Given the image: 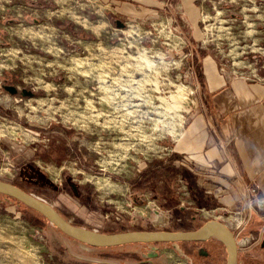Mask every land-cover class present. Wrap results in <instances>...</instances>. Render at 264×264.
<instances>
[{"label": "rangeland", "instance_id": "1", "mask_svg": "<svg viewBox=\"0 0 264 264\" xmlns=\"http://www.w3.org/2000/svg\"><path fill=\"white\" fill-rule=\"evenodd\" d=\"M235 1H220L229 7L217 15L209 8L192 29L173 0L154 12L133 0H0V179L101 232L188 230L221 218L237 242V264H264V207L237 229L234 211L218 218L195 207L175 171L185 160L175 140L204 90V56L216 77L264 80V0ZM221 15L236 19L219 23ZM3 82L33 94H10ZM164 188L185 219H175ZM151 245L81 243L0 194V264H159L142 256ZM153 245L162 264L225 262L213 240Z\"/></svg>", "mask_w": 264, "mask_h": 264}, {"label": "crops", "instance_id": "2", "mask_svg": "<svg viewBox=\"0 0 264 264\" xmlns=\"http://www.w3.org/2000/svg\"><path fill=\"white\" fill-rule=\"evenodd\" d=\"M133 1L143 11L154 12L156 7L162 5V0ZM165 1L169 3V0ZM207 1L202 5L198 0H173L174 7L182 9L180 20L192 29L209 8L211 11L216 10L217 15L218 12L221 13L218 8L229 7L227 4L225 7L223 4L218 5L222 0ZM250 16L248 14L246 17V34L255 44L257 36L254 34L255 27L252 26L255 19H250ZM215 18L219 23L236 19L233 15ZM236 36L237 32L235 52L243 53L246 50L240 48L239 37ZM204 60V90L198 97L196 110L190 115L174 143L173 150L183 154L185 158L183 163L175 166V171L181 172L190 186L195 207L213 211L218 218L228 210L250 215L245 186L251 182L257 183L258 194L264 197V80H247L238 75L229 80L216 77L213 75L215 64L211 57L206 55ZM132 195L129 194L130 197ZM160 195L167 200L177 221L184 218V212L175 207L170 190L164 188ZM194 219L196 217L192 216V220ZM218 220L228 226L223 219ZM156 258L157 263L162 264L160 252Z\"/></svg>", "mask_w": 264, "mask_h": 264}, {"label": "water", "instance_id": "3", "mask_svg": "<svg viewBox=\"0 0 264 264\" xmlns=\"http://www.w3.org/2000/svg\"><path fill=\"white\" fill-rule=\"evenodd\" d=\"M119 27L123 23L117 22ZM9 93H14L13 85H2ZM23 95H30L31 91L22 90ZM0 194L10 196L26 205L36 213L45 217L63 234L81 243L94 247H114L131 243L152 244L142 256L150 258L157 256L154 243L203 242L210 238L222 244L225 250L224 264H237V242L233 232L226 224L218 219L205 220L201 225L188 230L138 229L116 232H101L70 223L52 205L26 192L17 185L0 179Z\"/></svg>", "mask_w": 264, "mask_h": 264}, {"label": "built area", "instance_id": "4", "mask_svg": "<svg viewBox=\"0 0 264 264\" xmlns=\"http://www.w3.org/2000/svg\"><path fill=\"white\" fill-rule=\"evenodd\" d=\"M258 189L259 187L255 182H251L245 186L244 190L250 205V209L264 207V197L258 194ZM234 214L233 222L235 224V228L237 229L244 227V224H246L250 218L249 214H241L239 211H235Z\"/></svg>", "mask_w": 264, "mask_h": 264}, {"label": "trees", "instance_id": "5", "mask_svg": "<svg viewBox=\"0 0 264 264\" xmlns=\"http://www.w3.org/2000/svg\"><path fill=\"white\" fill-rule=\"evenodd\" d=\"M8 182H10V183H13V184H15V185H17L18 187H20L21 189H23V190H25L26 192H28V193H31L26 187H23V186H21V185H19V184H17V183H14V182H12V181H8ZM32 195H34L33 193H31ZM3 195V194H2ZM5 196H7V195H5ZM34 196H37V195H34ZM7 197H10V196H7ZM10 198H12V197H10ZM12 199H14V198H12ZM14 200H16V199H14ZM17 202H19L18 200H16ZM19 203H21V202H19ZM22 204V203H21ZM22 205H24V204H22ZM24 206H26V205H24ZM65 219H67L68 220V218L65 216V214L62 212V211H60L58 208H55ZM41 216V215H40ZM41 219H43V220H46V218L45 217H43V216H41ZM69 221V220H68ZM70 223H72L71 221H69ZM204 222V221H203ZM203 222H201V223H198V224H196V226H194V228H196V227H198L199 225H201ZM72 224H74V223H72ZM75 225H77V224H75ZM79 226H81V225H79ZM82 227H85V226H82ZM87 228V227H86ZM193 228V229H194ZM120 231H123V230H120ZM214 241V243H219V244H221L220 242H218L217 240H215V239H212V238H210V239H208V240H206V241ZM222 245V244H221Z\"/></svg>", "mask_w": 264, "mask_h": 264}, {"label": "flooded vegetation", "instance_id": "6", "mask_svg": "<svg viewBox=\"0 0 264 264\" xmlns=\"http://www.w3.org/2000/svg\"><path fill=\"white\" fill-rule=\"evenodd\" d=\"M2 85H13V86H15L14 84H12V83H7V82H3V84ZM1 85V87H2V89H4L5 91H7L8 93H9V91L6 89V88H4L3 86ZM16 87V86H15ZM23 89H25V88H22L20 91L17 89V87H16V91L14 92V93H10V94H16V93H18V92H20L21 94H22V90ZM25 91H29L28 89H25ZM33 93L31 92V94L30 95H28V96H31ZM23 95V94H22ZM264 245V240H263V242H262V246Z\"/></svg>", "mask_w": 264, "mask_h": 264}]
</instances>
